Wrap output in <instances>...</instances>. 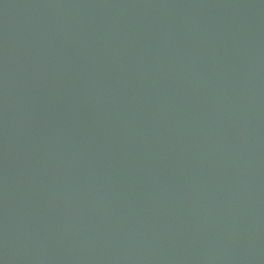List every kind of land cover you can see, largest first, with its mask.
Segmentation results:
<instances>
[{
  "label": "water",
  "instance_id": "1",
  "mask_svg": "<svg viewBox=\"0 0 264 264\" xmlns=\"http://www.w3.org/2000/svg\"><path fill=\"white\" fill-rule=\"evenodd\" d=\"M0 264H264V0H0Z\"/></svg>",
  "mask_w": 264,
  "mask_h": 264
}]
</instances>
